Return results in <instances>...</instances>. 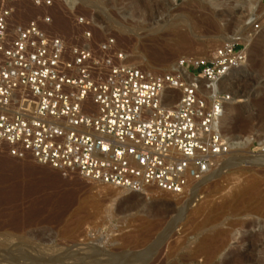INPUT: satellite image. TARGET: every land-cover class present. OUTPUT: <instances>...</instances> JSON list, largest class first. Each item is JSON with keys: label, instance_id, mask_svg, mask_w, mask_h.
Returning <instances> with one entry per match:
<instances>
[{"label": "rangeland", "instance_id": "1", "mask_svg": "<svg viewBox=\"0 0 264 264\" xmlns=\"http://www.w3.org/2000/svg\"><path fill=\"white\" fill-rule=\"evenodd\" d=\"M241 2L66 0L91 17L94 40L113 35L127 63L156 74L181 57L206 58L226 36L258 22L246 62L229 75L233 85L222 86L230 101H237L221 126L227 139L251 137V142L230 149L226 165L207 179L195 200L191 191L132 193L77 176L63 178L0 152L1 264H56L73 253L111 259L147 252L146 264H264V151H258L264 144L257 145L264 131V0H251L249 10ZM19 13L27 19L34 10L26 4ZM50 29L66 37L73 32L60 5L52 9ZM252 174L254 184L248 181ZM236 185L244 188L234 191Z\"/></svg>", "mask_w": 264, "mask_h": 264}, {"label": "built area", "instance_id": "2", "mask_svg": "<svg viewBox=\"0 0 264 264\" xmlns=\"http://www.w3.org/2000/svg\"><path fill=\"white\" fill-rule=\"evenodd\" d=\"M56 5L70 37L50 29ZM248 25L156 74L127 63L113 35L94 40L73 3L0 0V152L127 192L189 193L228 160L220 119L231 95L217 85L246 62L260 29Z\"/></svg>", "mask_w": 264, "mask_h": 264}, {"label": "bare ground", "instance_id": "3", "mask_svg": "<svg viewBox=\"0 0 264 264\" xmlns=\"http://www.w3.org/2000/svg\"><path fill=\"white\" fill-rule=\"evenodd\" d=\"M253 2H254V0H253ZM253 2H251V0H242V2H241V5H243V7L244 8H246V10H249V9H251V7L253 6V4L251 5V3H253ZM221 13V12H220ZM224 13V12H223ZM221 17V16H220ZM239 31H234L233 33H232V35H234V34H236V33H238ZM231 35H229V36H226L224 39H223V41L224 40H226L227 38H229ZM213 41V40H212ZM248 55H249V53H248ZM247 55V56H248ZM242 66H240V67H238V68H235V69H233L226 77H224L219 83H218V85H217V88H219V89H224L223 87L225 86V85H233V81H231V78H229V75L232 73V72H235V71H237V70H239L240 68H241ZM232 78H235V77H232ZM223 86V87H222ZM235 102H237V101H229V103H228V105L226 106V108H225V110H224V113H223V115H222V117H221V119H220V124H221V126L223 125V123H224V121L226 120V116H227V113H228V110L229 109H232V105L233 104H235ZM233 107H234V105H233ZM234 109V108H233ZM231 111V110H230ZM229 115V114H228ZM228 118V117H227ZM224 127V126H223ZM226 128V127H225ZM225 130V129H224ZM262 134V133H261ZM226 135V134H225ZM251 137H246L245 139H241V141H235L234 139H230V138H228V141H229V147H230V149H235V148H241V147H246V146H248L249 145V143L251 142V139H250ZM258 140V139H257ZM264 144V131H263V134H262V136H261V138H260V140L258 141V143H257V145L258 146H262ZM246 156H250V157H253V155H246ZM229 159V158H228ZM237 159H239V158H236V159H234L233 158V160H237ZM252 159V158H251ZM227 162H228V160H227ZM226 162V163H227ZM236 162V161H235ZM235 162H229V164H234ZM226 163L223 165V166H225L226 165ZM221 165V166H222ZM219 169H221V167H219L217 170H219ZM217 170L214 172L215 174L214 175H216V174H218L219 172H217ZM213 175V174H212ZM212 178V177H211ZM207 179L208 178H206V179H203L202 181H200L199 183H197L193 188H192V190H191V193H192V200H195L196 199V193L199 191V189L201 188V187H203L204 185H205V183H207ZM248 181H249V183L250 184H254V183H256V181H257V176L255 175V174H252V175H250V177L248 178ZM236 184V183H235ZM238 184V183H237ZM236 188H238V189H236V190H234V191H239V189H243L244 187L243 186H238V185H236ZM146 191H147V189H146ZM192 200H190L187 204H186V206H183L184 208L182 209V211H184L185 212V210L188 208V204L192 201ZM198 205H200V204H198ZM200 209H201V206L200 207H198L195 211H193L192 213H194V214H196V213H198L199 211H200ZM188 212H189V210H188ZM186 213V212H185ZM182 216H183V214H182ZM191 216V215H190ZM188 218V217H187ZM260 230V229H259ZM263 231V230H262ZM257 233V232H256ZM247 234V233H246ZM249 234V233H248ZM163 234H161L160 235V237L162 236ZM250 236H252V235H250ZM226 237V236H225ZM222 238V237H221ZM249 238V237H248ZM20 239H21V237H20ZM29 239H31V238H29ZM156 239V238H155ZM252 239V238H251ZM153 240V239H152ZM222 240H224L223 238L220 240V242L222 241ZM19 241V240H18ZM32 241V240H31ZM31 241H29V243L31 242ZM218 241V240H217ZM15 242V241H14ZM13 242V243H14ZM33 242H35V241H33ZM32 242V243H33ZM219 242V241H218ZM219 242V243H220ZM224 242V241H223ZM12 243V244H13ZM19 243V242H18ZM37 243V242H36ZM35 243V244H36ZM218 243V244H219ZM248 243H249V241H248ZM258 243V242H257ZM9 244V243H8ZM148 244V243H147ZM221 244V243H220ZM17 244H16V242H15V245L14 246H16ZM33 245V244H32ZM39 245V244H38ZM6 246H8V245H6ZM20 246H21V244H20ZM37 246V245H36ZM149 246V245H148ZM147 246V247H148ZM249 246V245H248ZM9 247H12V246H9ZM30 247H32L31 245H30ZM12 248H14V247H12ZM12 248H10V249H12ZM16 248V247H15ZM40 248V247H39ZM145 248H146V246H145ZM207 248V247H206ZM217 248V247H216ZM33 249H37V248H33ZM71 249V248H70ZM97 249V248H96ZM143 249V248H142ZM211 249H213V248H211ZM14 250V249H13ZM18 250V249H17ZM27 250V249H26ZM39 250V249H38ZM37 250V251H38ZM61 250V249H60ZM59 250V251H60ZM65 250H66V248H65ZM64 250V251H65ZM114 250V249H113ZM154 250V249H153ZM203 250V249H202ZM205 250V249H204ZM226 250V249H225ZM16 251V250H15ZM14 251V252H15ZM27 251H29V250H27ZM36 251V252H37ZM73 251V250H72ZM80 251V250H79ZM78 251V252H79ZM140 251V250H139ZM157 251V250H156ZM13 252V251H12ZM13 252V253H14ZM20 252H24L23 250L22 251H19V253H17V254H20ZM35 252V253H36ZM95 253H96V251H94ZM159 252V250L157 251V253ZM213 252V251H212ZM40 253V252H39ZM44 253V252H43ZM66 253V252H65ZM70 253V252H69ZM80 253V252H79ZM83 253H85V251L83 252ZM148 253V252H147ZM147 253H140V254H138V253H135V254H131V255H129L128 254V256L127 255H121V256H119V257H117V255H113V257H111V259L109 258V257H107V258H105L104 259V257L103 258H99V257H97V258H92V257H94V255H96V254H94V255H92V256H88V255H84V256H75L74 255V253L73 254H71V255H68V257L67 256H65V257H67L66 259H63V258H65V257H62L61 255V261L60 262H58V263H56V264H146L147 263V258H146V255H147ZM157 253H155V254H157ZM162 253V252H161ZM3 254V253H2ZM6 254V253H5ZM5 254H3V256L5 255ZM38 254V253H37ZM82 254V253H81ZM28 255V254H27ZM31 255V254H30ZM58 255V254H57ZM119 255V254H118ZM158 255V254H157ZM208 255V254H207ZM207 255H206V257H207ZM234 255V254H233ZM98 256V255H97ZM106 256V255H105ZM153 256H154V254H153ZM159 256V255H158ZM205 256V255H204ZM236 256V255H235ZM239 256V255H238ZM2 257V256H1ZM7 257V256H6ZM9 257V256H8ZM15 257H17V256H15ZM242 257V256H241ZM3 258H5V257H3ZM11 258H13V257H11ZM32 258V257H31ZM152 258V257H151ZM151 258H150V260H151ZM154 258V257H153ZM152 258V259H153ZM203 258V257H202ZM237 258V257H236ZM14 259V258H13ZM18 259H19V257H18ZM21 259V258H20ZM59 259V258H58ZM156 259V258H155ZM204 259V258H203ZM235 259V258H234ZM6 260V259H5ZM12 260V259H11ZM23 259H21V261H22ZM25 260H27L26 258H25ZM24 260V261H25ZM159 260V259H158ZM157 260V261H158ZM232 260V259H231ZM8 261V260H7ZM18 261V260H17ZM35 261V260H34ZM154 261V260H153ZM152 261V262H153ZM214 261V260H213ZM2 262H3V260H2ZM11 262V261H10ZM9 262V263H10ZM19 262H20V260H19ZM36 262V261H35ZM149 262V261H148ZM7 263V262H6ZM9 263H7V264H9ZM14 263V262H13ZM22 263H24V262H22ZM25 263H27V262H25ZM24 263V264H25ZM34 263V262H33ZM33 263H31V264H33ZM53 263V262H52ZM225 263V262H224ZM0 264H1V262H0ZM10 264H12V262L10 263ZM14 264H16V263H14ZM28 264H29V262H28ZM44 264V263H43ZM46 264V263H45Z\"/></svg>", "mask_w": 264, "mask_h": 264}]
</instances>
